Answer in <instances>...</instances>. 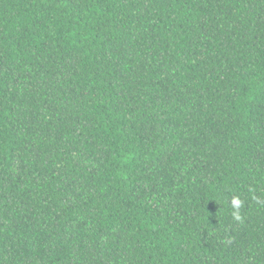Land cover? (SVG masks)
<instances>
[{"label":"trees","instance_id":"trees-1","mask_svg":"<svg viewBox=\"0 0 264 264\" xmlns=\"http://www.w3.org/2000/svg\"><path fill=\"white\" fill-rule=\"evenodd\" d=\"M0 264H264V0H0Z\"/></svg>","mask_w":264,"mask_h":264},{"label":"clouds","instance_id":"clouds-1","mask_svg":"<svg viewBox=\"0 0 264 264\" xmlns=\"http://www.w3.org/2000/svg\"><path fill=\"white\" fill-rule=\"evenodd\" d=\"M234 203H235V204H239L240 201H239L238 199H235V200H234Z\"/></svg>","mask_w":264,"mask_h":264}]
</instances>
